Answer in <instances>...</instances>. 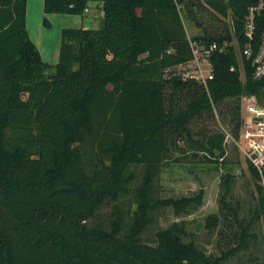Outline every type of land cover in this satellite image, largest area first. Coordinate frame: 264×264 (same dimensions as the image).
<instances>
[{
    "label": "trees",
    "instance_id": "16d2710c",
    "mask_svg": "<svg viewBox=\"0 0 264 264\" xmlns=\"http://www.w3.org/2000/svg\"><path fill=\"white\" fill-rule=\"evenodd\" d=\"M199 1L44 0L46 14L83 17L91 3L103 12L99 30L62 31L59 61L51 65L30 38L28 0H0V264H229L256 241L250 232L260 223L264 193L252 167L254 220L239 221L234 232L225 198L226 212L207 218L206 228L224 239L219 256L187 241L185 222L161 226L164 211L192 214L204 196L164 197V170L226 156L224 132L200 131L196 139L193 125L233 100L238 139L242 96L263 99L264 77L255 79L252 65L262 28L252 58L242 59L245 80L233 47L212 56L207 88L175 72L193 59L179 7L195 20ZM203 1L231 17L244 48L255 0ZM222 18L216 16L221 28L192 41L231 42Z\"/></svg>",
    "mask_w": 264,
    "mask_h": 264
},
{
    "label": "rangeland",
    "instance_id": "374dc122",
    "mask_svg": "<svg viewBox=\"0 0 264 264\" xmlns=\"http://www.w3.org/2000/svg\"><path fill=\"white\" fill-rule=\"evenodd\" d=\"M186 1L188 2L191 0ZM38 2L39 6L42 7V0H30L29 2L31 39L37 36L34 25L36 21H34V19L38 14L40 16ZM199 3L201 5L199 4V6L193 9L195 12V20L188 18L184 4L179 7L188 38L191 40L203 34L205 30L210 31L212 29L221 28L223 25L216 19V16L222 18L219 14L211 10L203 0L199 1ZM91 11H93V9H91ZM92 15L93 18H89V16L92 17ZM87 16L85 19L83 18L84 27L86 29L99 30L103 27L104 22L99 14L92 12L88 17ZM222 20L227 24L231 23L230 17L222 18ZM59 27L60 25L58 22H55V31H51L50 29L48 36H50V38L55 37ZM37 28L36 26V29ZM43 30L47 29L44 27ZM39 33L43 34V31H39ZM46 37L43 40L44 43L48 45L49 40L46 39ZM58 51L57 62L54 60L56 55L55 52H52L53 57H47L48 54L44 52L42 55L43 60L45 61L46 58L51 59V62H45L56 65L59 61L60 47L57 52ZM175 72L179 74V70L175 69ZM234 106L235 102L233 100H226L220 107L215 109L214 116L193 125L194 138L196 139L199 138L197 135L200 131H220L226 134L227 147L224 159L220 160L217 164H199L192 162L191 159L183 161L182 163H172L164 170L162 175L164 197L175 199L189 198L201 192H203L204 196L202 206L192 214L180 218L175 216L171 210L164 211L163 217L161 218V226L166 228L175 222H185L191 234V237L187 239V241L195 240L199 246L204 248L209 254L217 256L220 255V250L225 247L224 239L219 236V229L211 232L206 228L207 218L212 215H220L222 211L224 213L226 212V208L224 204H222V200L225 198L227 199V203L233 208V213L231 212L229 214V218L231 219L230 222L234 225L233 230L234 232H240V230H238V222L240 221L244 225L252 222L254 220L255 210L259 204L253 176L245 163L242 152L237 146L239 138L236 139L233 134L234 123L232 118ZM228 177L230 178V183L227 188L225 186V179ZM224 232H226L225 229L222 230V233ZM250 234L257 236L256 241L250 242L249 248L232 258L229 264H263L264 238L261 222L259 223L254 220Z\"/></svg>",
    "mask_w": 264,
    "mask_h": 264
},
{
    "label": "built area",
    "instance_id": "2783aa9c",
    "mask_svg": "<svg viewBox=\"0 0 264 264\" xmlns=\"http://www.w3.org/2000/svg\"><path fill=\"white\" fill-rule=\"evenodd\" d=\"M231 23V42L225 41L222 45L214 42L207 45L189 39L193 59L176 68L179 70L178 75L183 80H194L207 88L209 81L214 79L212 56L217 53L226 54L232 47L237 52L239 58L241 79L245 80V67L242 59L246 58L249 60L252 58L255 52L254 42L260 28H262V33L259 36V46L252 65L254 68V78L261 79L264 77V0H255L247 8L243 27V36L246 40L244 48L240 46L239 40L234 36V27L233 25L231 26ZM231 70L234 71L235 68L233 67ZM241 107V127L237 146L242 152L247 167H252L258 172V182L263 188L264 193V92L262 101L258 100L255 96H242ZM260 222L264 238V208Z\"/></svg>",
    "mask_w": 264,
    "mask_h": 264
},
{
    "label": "crops",
    "instance_id": "0c3cea01",
    "mask_svg": "<svg viewBox=\"0 0 264 264\" xmlns=\"http://www.w3.org/2000/svg\"><path fill=\"white\" fill-rule=\"evenodd\" d=\"M29 2L30 0H28L27 3V28H28V32L31 38V33H30V10H29ZM38 8H40V16L38 14V16L34 19V25H35V33H37V36L34 39H31L33 41V43L37 46V48L39 49L41 56L43 55V53L45 52L47 55V57H53L52 56V52H55V57L54 60H56L57 62V58H58V53L57 50L59 49V47L61 46V35L62 31L64 29H68V28H74V29H78V28H85L84 27V19L85 17L89 14H91L92 12H95L97 14L100 15V17L103 19V12H102V8L101 5L98 3H91L88 7V10L86 11L85 15L82 16H75V15H59V14H46L45 12H43L44 10V0H42V7L39 6V2H38ZM91 9H93V11H91ZM39 12V11H38ZM43 13V14H41ZM45 13V14H44ZM87 16V17H88ZM47 19L50 26L51 27H46V25H44V19ZM84 18V19H83ZM89 18H93L89 16ZM95 19V18H94ZM58 22V24L60 25L58 31H56V35L53 38H50V36H48L49 30L51 29V31H55L54 29V23ZM37 24V25H36ZM36 26L38 27L36 29ZM42 26V28H41ZM48 30H43L44 27ZM86 29V28H85ZM39 31H43V34H40ZM47 35V37H46ZM48 39L49 40V44L46 45V43H44L43 39ZM49 37V38H48ZM53 49V50H52ZM43 59V57H42ZM51 59L46 58L45 61L51 62ZM47 63V62H46ZM51 64V63H49Z\"/></svg>",
    "mask_w": 264,
    "mask_h": 264
}]
</instances>
